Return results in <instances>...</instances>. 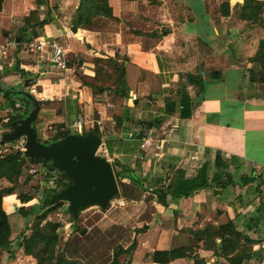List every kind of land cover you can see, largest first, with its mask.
Listing matches in <instances>:
<instances>
[{
  "label": "crops",
  "instance_id": "obj_1",
  "mask_svg": "<svg viewBox=\"0 0 264 264\" xmlns=\"http://www.w3.org/2000/svg\"><path fill=\"white\" fill-rule=\"evenodd\" d=\"M170 1L108 0L112 17L97 16L90 26L72 31L79 0H4L0 19L8 13L26 15L33 9L51 11V20L37 29V37L28 40L61 42L67 70L50 62L49 47L32 51L7 45L5 53L0 52V112L12 111L4 104L3 90L17 86V73L9 69L18 61L35 79L32 94L40 101V109L34 125L40 141H50L60 130L74 129L69 125L81 117L85 121L82 132L96 126L101 133L102 155L134 169L142 185L153 186L167 173L173 179L176 169L191 176L202 163L213 160L216 151L231 159L233 173L250 170L255 176L256 170L261 175L264 64L257 59L264 26L220 13V18H213L205 0H181L177 6ZM242 1L229 0V4L232 7ZM181 6L187 8L184 19L179 17ZM6 20L9 26L14 21ZM162 26L166 27L163 31ZM7 28L0 21V33ZM30 35L28 30L26 36ZM6 42L0 41V46ZM95 58H116L123 64L127 96L115 94V75L105 63L100 68L102 78L94 80ZM200 79L205 84L198 92L195 83ZM182 100H188L191 109L185 117L180 115ZM157 118L163 120L160 126L153 125ZM53 123L56 127L48 134L45 127ZM229 190L221 193L206 188L188 198L169 200L166 206L153 196V217L146 221L147 228L138 237L127 264H160L147 255L155 249L191 244L194 235L188 229L208 222L216 225L227 218H236L241 227L251 219L246 233L256 241L253 250L260 254L264 220L255 221L264 195L254 196L246 190L234 195ZM13 199L15 202L14 194L3 198L8 214L7 200ZM261 213L264 217V209ZM199 254L207 264L217 260L209 250L200 249ZM257 262L255 256L246 264ZM165 264H193V260L178 258Z\"/></svg>",
  "mask_w": 264,
  "mask_h": 264
},
{
  "label": "trees",
  "instance_id": "obj_2",
  "mask_svg": "<svg viewBox=\"0 0 264 264\" xmlns=\"http://www.w3.org/2000/svg\"><path fill=\"white\" fill-rule=\"evenodd\" d=\"M4 0H0V11ZM221 16H235L246 22L260 23L264 26V0H243L241 3L236 2L231 7L229 0H223L219 5ZM187 8L181 6L179 8V17L184 19L185 11ZM47 13V14H46ZM51 11L46 10L43 17L39 16V10L33 9L23 17L22 25L17 29L12 40L17 49L21 44L38 36V28H42L51 20ZM97 16L112 17V7L108 0H79L78 6L75 9L70 29L77 30L79 27L90 26L92 20ZM31 31L29 37L26 36L27 31ZM17 37L19 39L17 40ZM28 40V41H29ZM259 64H264V39L260 42L259 46ZM103 63L112 68L115 75V94L127 96V85L125 82V69L121 62L116 58H95L94 66V80L102 78ZM100 64V66H99ZM10 72H16L19 75H26L28 72L20 68L18 61L9 69ZM112 73L103 77L105 80L110 78ZM192 77V76H191ZM189 76V80L190 78ZM198 87V92L204 89L205 82L200 79L195 83ZM93 89L95 86L90 84ZM5 98L12 92L11 90H3ZM40 102V101H39ZM14 104V105H13ZM11 112L6 115L7 122L23 117L29 110V106L20 103L15 106L13 102L11 105ZM170 111V110H169ZM191 112L188 100H182V107L180 115L187 116ZM37 118V117H36ZM35 121V120H34ZM162 119L153 120L154 126H160ZM59 127L60 125L57 124ZM35 127V125H34ZM101 136L98 128L94 126L90 129ZM85 132V130L83 131ZM71 133L69 129L60 130L56 133L51 140H56ZM141 136V133L138 134ZM5 143L2 142L0 147ZM41 163L44 170V182L48 181L50 170L46 167V161L43 159H30L26 154L21 153L17 149L9 148L7 151L0 153V249L11 250L13 246V238L11 237V225L9 221V214L3 206V198L6 195L16 193L18 185L21 183V177L26 174L22 184H27L32 180L33 173L29 168L33 164ZM231 159H227L221 151H216L213 160H207L197 169L196 173L187 176L182 169L172 171L174 174L173 179H169V173L166 176L159 178L150 188L151 194L154 196L155 201L162 205H167L169 200H177L180 198H188L195 192L204 190L206 188H214L216 192H223L230 186L239 184L246 186V191L249 190V185L254 181L253 174H242L238 178L230 169ZM113 171L119 187L120 197L129 199H137L136 197L127 195L124 192L129 184L141 190H147L141 184L139 178L135 174V170L119 162L114 161ZM39 168V169H40ZM38 171V170H37ZM251 173V172H250ZM253 173V172H252ZM5 182V184H2ZM55 187L43 188L44 195L48 192L57 191L65 187L68 181L65 178L57 177ZM261 195V194H260ZM35 196L30 193H18V199L22 203L32 200ZM61 202L49 204L47 206L40 203H33L30 205H21L17 207V212L24 216L27 220L32 217V225L28 233L23 232L18 241V246L22 247L25 254L35 258L34 264H84L82 261L68 258L63 249L59 248V229L61 223L48 219L49 213L61 207ZM258 208L259 217L253 218L255 224H259L264 220L261 213L264 209V201ZM67 211V210H66ZM71 214V213H70ZM79 214V213H78ZM78 216V215H77ZM72 217V214H71ZM72 220L75 221L76 219ZM251 219L247 218L243 227L236 218H227L224 222L214 224L212 222L206 223L203 227L197 229H188L194 235V241L191 244L179 246L172 249H155L147 255L153 262L165 264L178 258L192 259L193 264H207V259L199 254V250H209L217 258L209 264H246L251 258H261L260 254L253 250V244L256 242L247 233L246 230L251 227ZM75 224V222H73ZM146 225L143 227L135 228L136 232L145 231ZM137 245L136 237L133 238L131 243L123 247L118 245L113 249L111 264H120V257L122 254H131ZM264 264V262H260Z\"/></svg>",
  "mask_w": 264,
  "mask_h": 264
},
{
  "label": "rangeland",
  "instance_id": "obj_3",
  "mask_svg": "<svg viewBox=\"0 0 264 264\" xmlns=\"http://www.w3.org/2000/svg\"><path fill=\"white\" fill-rule=\"evenodd\" d=\"M205 1L207 3L211 16L216 19L220 18L219 5L223 0ZM181 2V0H171L169 3L177 6L181 5ZM40 12H46V8L40 9L39 13ZM12 15L13 14L9 15V13L7 15L8 20L11 18L12 20H14L10 26L8 25L10 22L6 20V17L3 16L2 19H0L1 23H3L6 28L8 27L7 29H2V32L0 33V39H2L0 41L2 44L7 40L12 39L16 30L22 25L23 17L25 16L24 14L16 15V17ZM165 29V26L161 27V31ZM9 34L12 36L10 37ZM59 44L62 45L61 42H59ZM21 47H24V50H28V48H25V45L23 44H21ZM71 62L73 63L72 59ZM31 76V73H27L26 75L17 74L19 82L17 86H14L11 90L16 92L19 89H26L32 94L30 90L32 88L31 86L35 84L34 82L28 88H25L23 86V79L29 77L34 78V76ZM56 76L58 75L56 74ZM59 76L61 75L59 74ZM15 92L10 93L9 96L4 99V104H7L8 107L13 102L15 103V106H19L20 103L23 102L22 96ZM9 112L11 111L0 112L1 132L7 131L10 128L6 124H3V120L6 119L5 117ZM37 118L35 120H37ZM33 124H35V122ZM55 125L56 124L53 123L46 126L45 132L50 134L56 127ZM82 130L83 129L78 132H82ZM74 131L75 129H71V132ZM36 135L40 140V136L37 131ZM98 153L101 155L104 154V149L102 148V146L98 149ZM110 162L113 164L114 161L111 159ZM35 166L36 168H38V165ZM243 171V174H251L250 170H246L244 172ZM49 172L50 175L47 182H44V170L42 168H38V171L33 173L32 180L27 184H22V181L26 177V174L23 175L21 177V183L17 187L16 193H13L16 199L15 202L14 199L7 200L6 206L10 211L9 221L12 230L11 237L13 238V246L11 250L0 249V264L35 263V258L25 254L22 247L18 246V241L21 237V234L23 232L28 233L29 229L31 228V225L33 223L32 217L30 220H27L16 210L17 207L21 205L27 206L33 203H40L44 197V192L42 191L43 188L48 186L55 187L57 175L52 171ZM257 172L258 171L255 170V178L257 179L249 185V190L246 192L254 196H262L264 195V179L261 178V175H263L264 177V171L261 172V175H258ZM242 173L237 171L234 173V175L238 178L240 175H242ZM2 184H5V182H3ZM130 186L131 184H129V186L124 189V192H126L127 195H133V197H136L138 200L141 199V202H138L137 204L127 202L122 197H120L119 192V195L116 196L104 209H101L98 206L88 207L79 212L75 221L72 220L71 214L66 211V201H62L61 207L49 213L48 219L61 223V227L59 229V248L64 250L65 255L68 258L82 261L84 264H111L112 253L115 247H117L118 245H122L123 247L128 246L134 237H136L138 241V237L144 231L136 232L135 228L143 227L146 221L151 220L155 208L153 203V195L151 194L149 189V187H151L150 185H145L143 183V186L147 190L137 189L133 186L131 188ZM245 190V185L241 186L239 184H236L235 186H230L229 191L230 193L237 195L238 192L244 193ZM18 193H30L35 197L26 203H22L18 199ZM73 222H75V224H73ZM82 229H84L83 232ZM128 261H131V256H129V254H122L120 257V264H127ZM257 264H260L259 258Z\"/></svg>",
  "mask_w": 264,
  "mask_h": 264
},
{
  "label": "water",
  "instance_id": "obj_4",
  "mask_svg": "<svg viewBox=\"0 0 264 264\" xmlns=\"http://www.w3.org/2000/svg\"><path fill=\"white\" fill-rule=\"evenodd\" d=\"M33 82L34 78H25L23 86L28 88ZM16 93L22 96L23 103L29 106V110L23 117L7 122L10 128L0 133V144L23 138L25 154L30 159L45 160L48 170L68 181L65 187L46 193L41 203L47 206L66 201V210L72 214L73 219L88 207L98 206L104 209L108 206L119 195V187L112 163L98 153L103 143L102 137L86 130L71 132L56 140L40 141L33 124L40 104L26 89Z\"/></svg>",
  "mask_w": 264,
  "mask_h": 264
},
{
  "label": "built area",
  "instance_id": "obj_5",
  "mask_svg": "<svg viewBox=\"0 0 264 264\" xmlns=\"http://www.w3.org/2000/svg\"><path fill=\"white\" fill-rule=\"evenodd\" d=\"M13 44L15 43L12 39L8 40L5 45L0 46V52L4 54L5 47L7 45H13ZM48 47L50 48V53H49L50 62L61 71L67 70L66 54L63 49V46L59 44L58 42L54 41V42L49 43L45 41L44 39H35L25 44V48H28L29 50H32V51H43L45 48H48ZM30 91L34 92L35 89L31 88ZM84 124H85L84 119L79 117L72 124H70L69 127L74 128L75 131L78 132L80 131V129L83 127ZM171 130L172 129H169V131ZM23 143H24L23 138H19L18 140H15L14 142L5 143L3 146L0 147V153L7 151L9 148H13L25 154V147ZM35 165H38L37 166L38 168L42 166L41 163L31 165L29 168V171L31 173L37 172L38 168H36ZM260 250H261L260 262H264V243L263 242L260 244Z\"/></svg>",
  "mask_w": 264,
  "mask_h": 264
}]
</instances>
